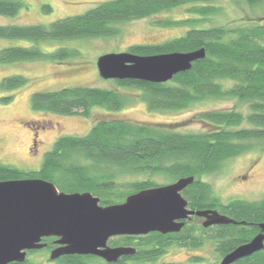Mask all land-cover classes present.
<instances>
[{
	"label": "trees",
	"instance_id": "16d2710c",
	"mask_svg": "<svg viewBox=\"0 0 264 264\" xmlns=\"http://www.w3.org/2000/svg\"><path fill=\"white\" fill-rule=\"evenodd\" d=\"M221 0H110L98 4L87 13L58 20L49 26H0V39L32 43L27 47H7L0 50V65L24 62H63L79 55L78 50L60 48L46 52L43 45L52 42L113 38L119 26L136 20L149 19L190 6V17L181 21H159L161 27H186L184 36L161 45H135L128 53L153 56L169 53H190L205 49L204 60L191 71L177 75L166 84L142 81H118V90L91 87L64 88L56 92H38L32 96V108L60 115H74L100 107L120 111L133 96L122 91L131 89L154 112H178L193 105L221 99H236L249 106L244 116L236 111L206 112L198 117L209 130L202 133H182L163 126L102 122L84 137L58 140L46 154L39 171H22L0 164V182L19 179H43L64 193H92L105 205L125 202L132 194L159 187L153 179L169 178L173 183L195 177L183 197L190 207L218 210L237 224L212 228L209 240L217 242L222 259L258 235L264 223V199L250 202L237 200L221 205L213 196L210 185L202 178L218 172L223 163L253 150V143L264 142V26L206 27L210 18L221 9L212 4ZM243 2L251 9L264 0H232ZM20 0H0V16H16L23 8ZM47 11L51 8L46 6ZM22 76L2 79V91H16L26 86ZM228 84H231L228 86ZM12 96L5 98L9 102ZM249 127H248V126ZM121 177H151L129 184ZM125 188V189H124ZM118 194H121L119 196ZM137 240L143 243H135ZM130 245L143 246V259L153 261L174 245L166 237L155 234L130 238ZM146 241V243H145ZM198 248L201 243H178ZM144 254V255H143ZM140 254H138L139 256ZM144 262V261H143ZM63 264H100L90 258L70 257ZM236 264H264V250Z\"/></svg>",
	"mask_w": 264,
	"mask_h": 264
},
{
	"label": "rangeland",
	"instance_id": "374dc122",
	"mask_svg": "<svg viewBox=\"0 0 264 264\" xmlns=\"http://www.w3.org/2000/svg\"><path fill=\"white\" fill-rule=\"evenodd\" d=\"M20 1L24 5L20 12L12 17L0 16V26H49L61 19L83 15L98 4L110 0ZM212 5L221 9V12L212 16L211 21L205 24L206 27H235L239 21L244 24L242 22L246 19L249 23L244 25L264 26V4L255 9H251L246 3H235L232 0H221ZM46 6L50 7L51 11H47ZM190 8L182 6L153 18L123 23L119 26V35L113 38L61 41L43 45L42 49L46 52L60 48L80 52L78 56L63 62L38 61L0 65V83L3 78L16 75L27 80L26 86L19 90L12 92L0 89V164L22 171H39L46 154L53 149L58 140L65 137H84L95 125L102 122L163 126L187 134L209 130L198 120V117L206 112L236 111L247 116L249 106L236 99L208 100L178 112H154L150 111L147 104L138 97L139 93L131 89H122L123 92L131 94L133 99L120 111L96 107L84 116L83 112L78 110L74 111V115L33 110L32 96L38 92H56L64 88L81 86L118 90L117 80L106 81L100 77L97 66L99 58L108 54L127 53L131 46L161 45L184 36L186 27H159L155 23L194 17L188 14ZM31 45L32 43L26 41L0 39V50ZM10 96L12 99L4 102V99ZM253 146L252 151L224 162L218 172L202 178L212 187L213 196L219 204L264 199V142H255ZM139 179L146 180L151 177H121L119 181L128 186L123 190L127 192L129 184ZM152 179L159 186L173 183L163 176ZM211 233L209 232V237ZM216 243L209 240L200 248L171 246L165 249L164 255L153 258V261L149 259L140 261L137 258L138 254H135L129 264H220ZM131 248L138 251L144 249L141 247L137 249L134 245H131ZM30 261L34 264L50 262L44 252L32 255Z\"/></svg>",
	"mask_w": 264,
	"mask_h": 264
},
{
	"label": "water",
	"instance_id": "95a60500",
	"mask_svg": "<svg viewBox=\"0 0 264 264\" xmlns=\"http://www.w3.org/2000/svg\"><path fill=\"white\" fill-rule=\"evenodd\" d=\"M207 56L205 49L190 53L137 56L131 53L108 54L97 66L104 80L142 81L166 84L177 75L192 70ZM187 177L156 188L143 190L125 202L107 207L92 193H64L43 179L0 182V264H24L28 253L46 247L45 238L56 237L61 247L50 260L64 256H98L107 263L134 256L136 249L107 247L111 238L145 237L180 232L189 216L205 219V229L237 222L217 210L189 211L182 193L195 182ZM249 243L225 256L220 264H236L264 250V223Z\"/></svg>",
	"mask_w": 264,
	"mask_h": 264
},
{
	"label": "flooded vegetation",
	"instance_id": "af4514ba",
	"mask_svg": "<svg viewBox=\"0 0 264 264\" xmlns=\"http://www.w3.org/2000/svg\"><path fill=\"white\" fill-rule=\"evenodd\" d=\"M37 144H35L36 146ZM172 184V183H171ZM182 195H184V192L182 193ZM188 210L189 211H194V212H199V211H203V210H199V209H193L190 207V203L188 202ZM100 206L102 207H107L110 205H105L102 203H100ZM182 223H184V227L183 229L178 232V233H173V234H168V235H162L159 233H154V234H150L149 236L155 235V234H159L163 237H166V241H168L167 243H174L173 246H181L178 243H201L200 247H203L204 244L209 241V230L212 228H216L219 226H214L208 229H205L203 224L205 223V219L201 218V217H197V216H189L187 220H184ZM260 231V229H259ZM259 234V233H258ZM130 238H136V237H130V236H122V237H115V238H111L110 240H108L107 242V247L111 248V249H115V248H131L130 245ZM138 238V237H137ZM60 239L56 238V237H50V238H45L43 240V244L46 245V247L40 251H33V252H29L28 253V257H27V261L24 264H34L32 263V261H30V258L32 255L36 254V253H41L44 252L46 253L48 259L50 262H48V264H63L66 262V260L70 257H77V258H90L94 261H98V263L100 264H109L107 263L104 259H102L101 257L98 256H64L59 258L56 261H51L50 260V256L51 253L56 250L57 248L61 247L60 244H58V241ZM136 242L138 243H142L141 240H137ZM135 242V243H136ZM135 248L138 249V247L143 248V246H135ZM198 247V248H200ZM138 251V250H137ZM144 251V249H142V251H138L136 254H140L139 256H137L138 259H142V252ZM144 255V254H143ZM132 256H125L122 257L120 260H118L117 263H111V264H129L130 260H131ZM17 264V263H14Z\"/></svg>",
	"mask_w": 264,
	"mask_h": 264
}]
</instances>
